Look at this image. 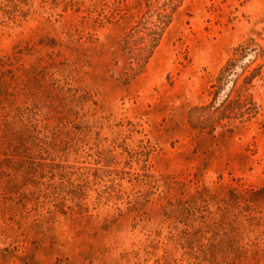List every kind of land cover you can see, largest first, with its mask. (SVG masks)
Instances as JSON below:
<instances>
[{
	"label": "rangeland",
	"instance_id": "rangeland-1",
	"mask_svg": "<svg viewBox=\"0 0 264 264\" xmlns=\"http://www.w3.org/2000/svg\"><path fill=\"white\" fill-rule=\"evenodd\" d=\"M135 5L0 0V264H264V201L228 200L264 186V83L231 134L188 120L233 47L264 49V0H184L128 79Z\"/></svg>",
	"mask_w": 264,
	"mask_h": 264
},
{
	"label": "trees",
	"instance_id": "trees-1",
	"mask_svg": "<svg viewBox=\"0 0 264 264\" xmlns=\"http://www.w3.org/2000/svg\"><path fill=\"white\" fill-rule=\"evenodd\" d=\"M184 0H135L140 17L122 37L120 48L124 53L123 72L127 78L142 71L157 47L163 31L172 22L174 14ZM261 60V62H259ZM264 83V49L253 38L233 47L230 57L219 70L210 86V101L188 112L193 129L203 134H231L237 128L256 119L261 106L257 89ZM232 202L264 201V186L246 193L244 198L230 197ZM230 214L221 211L217 217L205 220L207 229L229 236L239 232L238 226L229 222ZM203 223V224H204ZM236 232V233H237Z\"/></svg>",
	"mask_w": 264,
	"mask_h": 264
}]
</instances>
